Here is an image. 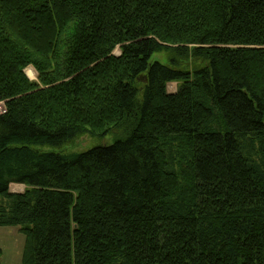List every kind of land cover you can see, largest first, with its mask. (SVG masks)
<instances>
[{
	"label": "trees",
	"instance_id": "1",
	"mask_svg": "<svg viewBox=\"0 0 264 264\" xmlns=\"http://www.w3.org/2000/svg\"><path fill=\"white\" fill-rule=\"evenodd\" d=\"M7 225L22 264H264V0H0Z\"/></svg>",
	"mask_w": 264,
	"mask_h": 264
},
{
	"label": "rangeland",
	"instance_id": "2",
	"mask_svg": "<svg viewBox=\"0 0 264 264\" xmlns=\"http://www.w3.org/2000/svg\"><path fill=\"white\" fill-rule=\"evenodd\" d=\"M115 53H119L118 50L115 51ZM152 61L157 60L162 62L166 61V56L164 53H155L152 56ZM30 68L32 72L34 73V77H30L28 74H26L25 69ZM24 69V73L27 75V77L32 80H37V73L32 67H26ZM177 87V82H169L166 85V90L169 92H175ZM114 134L108 133V135L104 136L103 138H94L91 137L89 134H84L76 137L72 143L63 146L62 149H56V148H45V150H53L63 153H74V152H81L85 151V149L96 147L98 144H108L112 143ZM24 186L20 184H11L9 186V190L11 192H19L24 191ZM24 236L19 231L18 226H0V249L2 250V254L0 257V264H22L21 262V252L23 250V242H24Z\"/></svg>",
	"mask_w": 264,
	"mask_h": 264
},
{
	"label": "bare ground",
	"instance_id": "3",
	"mask_svg": "<svg viewBox=\"0 0 264 264\" xmlns=\"http://www.w3.org/2000/svg\"><path fill=\"white\" fill-rule=\"evenodd\" d=\"M25 72H26V74H28L30 77H34V76H35L34 73L32 72V70H31L30 68H26V69H25Z\"/></svg>",
	"mask_w": 264,
	"mask_h": 264
}]
</instances>
